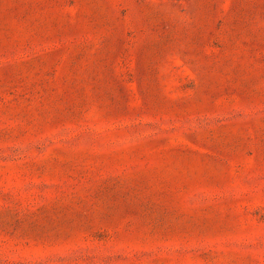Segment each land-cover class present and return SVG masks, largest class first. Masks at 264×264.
I'll return each instance as SVG.
<instances>
[{
	"label": "rangeland",
	"instance_id": "374dc122",
	"mask_svg": "<svg viewBox=\"0 0 264 264\" xmlns=\"http://www.w3.org/2000/svg\"><path fill=\"white\" fill-rule=\"evenodd\" d=\"M0 264H264V0H0Z\"/></svg>",
	"mask_w": 264,
	"mask_h": 264
}]
</instances>
